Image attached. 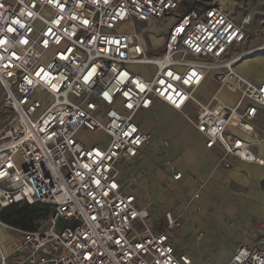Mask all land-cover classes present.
I'll list each match as a JSON object with an SVG mask.
<instances>
[{
    "label": "built area",
    "instance_id": "1",
    "mask_svg": "<svg viewBox=\"0 0 264 264\" xmlns=\"http://www.w3.org/2000/svg\"><path fill=\"white\" fill-rule=\"evenodd\" d=\"M182 2L0 0V212L50 206L46 226L0 219V264H194L177 248L181 219L153 218L122 174L151 139L136 117L157 101L203 135L218 166L264 165L255 152L264 82L236 69L254 52L238 51L248 23L222 0ZM210 79L215 92L204 100ZM60 217L68 225L58 230ZM256 229L228 264H264V220Z\"/></svg>",
    "mask_w": 264,
    "mask_h": 264
},
{
    "label": "crops",
    "instance_id": "2",
    "mask_svg": "<svg viewBox=\"0 0 264 264\" xmlns=\"http://www.w3.org/2000/svg\"><path fill=\"white\" fill-rule=\"evenodd\" d=\"M233 3L231 7L227 6L232 13L238 2ZM233 15L238 22H242L237 19L234 13ZM247 15L244 16V19L247 18ZM154 38L156 37H153V40ZM156 43H161V41ZM263 58L264 56L262 55L260 63L263 62L259 63L258 67L263 66ZM240 62L236 64V69ZM237 71L240 72L238 69ZM240 73L256 82H264L257 79L254 73L248 75ZM214 92L215 85L210 79L199 94L204 100H207ZM221 97L229 102H233L236 99V95L228 92H223ZM175 112L178 111L157 101L152 109L137 115L136 121L140 124L143 131L152 136V140L144 146L140 156L132 164L122 168L123 177L135 178L134 187L136 191L148 195L145 203H151L149 210L153 218L164 221L165 214L170 212L181 219V227L175 230L177 248L180 251H189L193 257L194 264H204L205 261L210 260V246L214 244L213 235L216 230L222 227H224V230L219 234L222 238L217 252L224 260L228 258L230 262L233 253L240 244L250 245L255 241L257 238L256 225L264 220V214L259 215L257 213L259 212V202L263 197V192L255 186L254 182V180L257 182L263 181L264 178L251 176L247 172V169L250 167H264V165L234 161V165L231 168L218 166L219 157L217 152L208 149L205 146L203 135L196 131L179 112L181 117L174 114ZM162 113H168L171 117L177 118L179 128L174 129L172 132L180 131L181 135L178 133L175 136H169L167 133H164L165 136L171 139L169 140L164 137L161 127L168 126L169 122L165 126L161 124L163 122L160 116ZM147 122L149 123L148 125H146ZM256 125L264 138V110L259 112ZM170 141H173V143ZM198 141L203 142L204 149L206 150L204 155L197 156L192 149V145ZM255 152L264 158V139L261 145L258 143L255 146ZM176 171H180L182 177L174 181L173 174ZM235 172L243 173L244 175L241 176V179L244 180L234 178L232 174ZM247 178L249 179L248 183L245 182ZM232 181H236L238 184L244 185V187L250 185L249 190L244 193L231 191L230 194L228 191ZM251 184L253 185L251 186ZM217 187L218 189H226L222 192L223 197L227 198L228 195L229 198L230 196L238 197V200L241 202H237L234 205L240 204L244 208V211H239L236 215H229L233 210V206L229 208L224 207V198L218 193L214 198V206L217 210L216 212H212L210 210L213 204L211 198H213L212 193ZM250 189L259 191L260 199L258 201L248 197ZM225 193L228 195H225ZM197 194L198 197H196ZM185 195L187 199L190 197V200H192L190 206L184 198ZM251 203L257 204L256 210L253 211L248 208ZM226 215H229V217ZM226 218L227 222L225 221ZM233 228L238 231L234 236L230 234Z\"/></svg>",
    "mask_w": 264,
    "mask_h": 264
},
{
    "label": "rangeland",
    "instance_id": "3",
    "mask_svg": "<svg viewBox=\"0 0 264 264\" xmlns=\"http://www.w3.org/2000/svg\"><path fill=\"white\" fill-rule=\"evenodd\" d=\"M216 1H218V0H183L182 4L185 7H188L191 5L192 6L193 5H208V4L216 2ZM222 1L230 7L234 4L233 2H238L237 5L235 6L233 13L236 15V17L239 21H243V19L245 18L244 16L247 14H251V16H252L251 21H250L251 23L249 22L250 24L246 25V27L248 29V38L245 42L246 44H243V46H241L238 49V51L240 50L239 52H247V51H251L253 49L255 50L256 48H258L262 45L264 47V0H222ZM146 37H147V35H146ZM147 38H149V37H147ZM156 38H154L155 41H153L155 43L158 42V41H156ZM153 42L151 41L150 44L155 48V44ZM256 54H260L261 56L262 55L264 56V48L257 50V51L255 50L253 52V54H251V56L256 55ZM208 89H209V87H208ZM0 93H1V91H0ZM174 114L180 116V114L178 112H175ZM160 116L163 119V122L161 123L162 125L165 126L169 122L168 126L161 127L162 134L167 133L169 136L170 135L175 136L179 133V135H181L180 131L179 132H172L174 129L179 128L178 120L176 117H171L170 114H168V113H162ZM169 118H170V121H169ZM148 124L149 123L147 122L146 125H148ZM165 134H164V137H166L170 140L171 138L165 136ZM82 136H83V138L87 136V138L92 139V138H95V136H97V135L96 134H89L88 135L87 133L82 132ZM153 138H154V136H153ZM150 140H152V136H151ZM171 143H173V141ZM156 155H158V154L156 153ZM254 182H255V186L263 192V197L261 198V200L259 202V212H257L260 215V214H264V201H263L264 200V180L259 181V182L254 180ZM252 185L253 184H251V186ZM249 187H250V185L248 187H244L243 185L238 184L236 181H232V183L230 184V189H229V191L228 190L227 191L230 192V194H231V191L244 193V192H247L249 190L248 189ZM224 190H226V189H224V188L218 189V187L216 189H214V192L212 193L213 198H211V201H213V204H212V202H210L212 205L209 204V205H211L210 210L212 212H216L217 208L214 206V203H215L214 198L216 197L215 195H218V193H219L221 195V197L224 198V201H223L224 202L223 205L225 204L224 207L229 208V207L233 206V210L231 211V213H229V215H232V214L236 215L239 211H244V208L242 206H240V204L234 205L237 202H241L238 200V197H236V196L231 197L230 196V198H229V195L227 194L228 192L225 193V195L226 194L228 195L227 198L225 196L223 197L222 192ZM239 197H240V195H239ZM184 198H185V200H187V202L190 206L192 204V200H190V197H188V199H187V197L185 195ZM37 207H38V209H37L38 213H37L35 220L33 221V224H32L33 228H36L39 226H46L49 222L50 210H43L42 209L43 207L40 205H38ZM12 210H14L15 212H19V213H27V212L31 211L30 209L27 208V205L24 203L14 205ZM195 214H197V213H195ZM229 215H226V216L229 217ZM228 220H229V218H228ZM225 221L227 222V218L225 219ZM56 224H57V229L61 230L68 225V220L63 218V217H60L57 220ZM223 230H224V227L219 228L218 230L215 231V234L213 235L214 244L210 246L211 247V251L209 254L210 260L208 259L207 261H205L204 264H223V263L228 264L229 259L225 258V260H224L220 256V254H218V252H217L218 249L220 248L219 242H221L220 240L222 238L219 234ZM1 231H2V229L0 228V232ZM236 232H238L237 229L233 228L231 230L230 234L234 236V235H236L235 234ZM6 242H10V241L7 240ZM222 246H224V245H222ZM218 256H220V257H218Z\"/></svg>",
    "mask_w": 264,
    "mask_h": 264
},
{
    "label": "bare ground",
    "instance_id": "4",
    "mask_svg": "<svg viewBox=\"0 0 264 264\" xmlns=\"http://www.w3.org/2000/svg\"><path fill=\"white\" fill-rule=\"evenodd\" d=\"M250 21H251V14L247 15V18L245 19L246 23H249ZM161 40H162L161 38H156V41H158V42H160ZM263 48L264 47L262 45V46L256 48L255 50L257 51V50H260V49H263ZM261 60H262V56L260 54L249 56V57L244 58L243 60H241V62L237 65V69L240 72H242L244 74H247V75L254 73L257 79H259L261 81H264V64H263V66L258 67V64L260 63ZM263 139L264 138H262L259 141V145H261ZM192 149L194 150V152H195V154L197 156L204 155V153L206 152V150L204 149L202 141L195 142L192 145ZM247 172L251 176H256L258 178H264V167L253 166V167H250L249 169H247ZM242 175H244V174L241 173V172H235V173L232 174V176L234 178H236L237 180H242L241 179ZM248 181H249V179L247 178V180L245 182L248 183ZM147 196H148L147 194L143 195L144 204L147 203V202L145 203V199H146ZM248 197H251V198L256 199L258 201L260 199L259 191H256L254 189H250V191L248 192ZM249 206L250 207H248V208H250L253 211L257 209V204L256 203H251ZM0 228L2 229V231L0 232V236L5 238V233L3 231L4 230L3 224H0Z\"/></svg>",
    "mask_w": 264,
    "mask_h": 264
},
{
    "label": "trees",
    "instance_id": "5",
    "mask_svg": "<svg viewBox=\"0 0 264 264\" xmlns=\"http://www.w3.org/2000/svg\"><path fill=\"white\" fill-rule=\"evenodd\" d=\"M24 204H26L27 208L30 209L31 211L27 213L15 212L12 209L13 206L17 204H12L0 212V219L4 223H7L9 225H13L15 227H19L24 230H30L33 229L32 224L38 213L37 206L38 205L42 206L43 210H50L49 205H45L41 203H34V204L24 203Z\"/></svg>",
    "mask_w": 264,
    "mask_h": 264
}]
</instances>
